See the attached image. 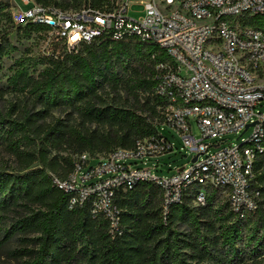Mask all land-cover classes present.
Segmentation results:
<instances>
[{"label": "trees", "instance_id": "trees-1", "mask_svg": "<svg viewBox=\"0 0 264 264\" xmlns=\"http://www.w3.org/2000/svg\"><path fill=\"white\" fill-rule=\"evenodd\" d=\"M34 1L63 10L108 9L115 2L103 6L108 0ZM70 4L74 7L68 8ZM7 7L0 1V15L11 18ZM233 19L264 30V14L245 13ZM17 26L26 33L48 31L35 23ZM7 42L6 33H0V56ZM59 42L43 56L45 66L37 76L19 60L8 78L9 85L26 96V104L0 112V149L17 162L13 168L0 167V251L21 264H239L264 256V153L255 162L252 180V187L261 191L258 207L243 216L215 187L208 188L198 214L191 207L196 184L165 215L163 190L149 181L116 191L121 235L110 234L107 219L93 215L90 202L69 207L70 193L53 185L51 173L67 177L81 153L96 158L118 147L132 148L137 139L160 132L162 110L169 100L156 92V62L168 56L135 36L115 40L104 35L70 51ZM59 108L71 109L67 118L47 121ZM87 123L110 127L91 129ZM154 212L157 218L152 217ZM206 213L212 214L210 221L203 220ZM182 224L198 236L191 231L190 240L182 239L177 228ZM200 225L208 234L200 235ZM188 248L196 251L187 253Z\"/></svg>", "mask_w": 264, "mask_h": 264}, {"label": "built area", "instance_id": "built-area-1", "mask_svg": "<svg viewBox=\"0 0 264 264\" xmlns=\"http://www.w3.org/2000/svg\"><path fill=\"white\" fill-rule=\"evenodd\" d=\"M24 1L32 5L17 6L15 23L46 26L69 51L104 35L115 40L135 36L168 56L156 62V92L169 100L160 132L137 139L132 148L118 147L96 158L81 153L67 177L51 173L53 185L70 193V208L90 202L91 213L107 219L112 236L123 231L116 191L141 181L163 190L165 215L171 205L184 201L194 184L197 205H205L208 188L215 187L227 194L239 215L257 209L261 191L252 187V180L255 162L264 153V30L242 26L233 18L264 14V0H116L108 9L69 10ZM134 4L143 6L142 15H130ZM194 122L199 137L193 133ZM249 123L254 124L248 127V138L223 145L226 134L245 133ZM163 126L179 134L192 155L189 165L165 175L157 173L158 164L147 163L175 151Z\"/></svg>", "mask_w": 264, "mask_h": 264}, {"label": "rangeland", "instance_id": "rangeland-1", "mask_svg": "<svg viewBox=\"0 0 264 264\" xmlns=\"http://www.w3.org/2000/svg\"><path fill=\"white\" fill-rule=\"evenodd\" d=\"M3 3L7 4V9L11 15L9 18L7 15H0V33H6L8 42L6 43V47L3 50V53L0 56V112L8 111L14 104L24 105L26 104V96L13 89L9 83L8 78L12 75L16 68V63L19 60H24L31 66V70L35 76L38 75L39 71L45 66L43 63L44 58L43 56L48 55L54 49L55 43L59 42L58 38L55 35H51L49 33H39L36 31L26 33L23 29L18 28L17 24L15 23L13 16L17 10V6L23 9L29 8L32 4L25 3L24 0H0ZM113 1L116 0H108L103 6H112ZM72 4L68 5V8H73ZM143 6L141 4H134L130 15L138 17L142 15ZM60 43V42H59ZM61 46V44H59ZM78 50V49H76ZM111 95H113L111 93ZM120 96L122 99L126 97L124 91L120 92ZM134 100L130 99V103H133ZM160 109V108H159ZM71 112V109H64L59 108L55 109L51 112V116L47 118V121H55L57 119L63 120L67 118V114ZM160 113L155 117V121L159 118ZM74 118V122L78 123L79 118L76 114L71 116ZM86 127L91 129L100 127V128H109V124H98V123H87ZM193 133L199 137L201 132L199 130L198 124L194 122L192 125ZM161 130L164 134L169 136L175 143V151L166 153L156 158H152L149 160L148 166L154 167L155 165H159L161 170H158L157 173L159 174H170L173 170L178 167L184 166L185 164L189 165V162L192 159V155L186 150L183 140L179 134H177L174 130L167 126L161 127ZM252 129H248L245 133L240 132H231L226 134L222 141H226L223 145L229 144H239L248 138L251 135ZM219 140V139H218ZM222 145V146H223ZM217 148H213L212 151H215ZM73 156L76 153L72 154ZM16 159L15 157L8 153L7 151L0 149V167L1 168H13L16 166ZM92 163H95L93 161ZM226 194V193H225ZM224 194V195H225ZM202 206L204 205H197L193 201L191 203V207H195L197 209V213H202ZM158 213L154 212L152 214L153 218H157ZM212 214L209 213L205 214L206 221H210ZM203 226L200 225V229ZM177 228L182 233L181 238H185V236H189V233L193 231V235L198 236V233L195 229L189 228L187 224L178 225ZM208 234L206 230L201 229L200 235L204 236V234ZM213 237L214 234H211L210 237ZM205 238V237H204ZM191 237H188L190 240ZM187 253H192L196 251V249L188 248L185 250ZM196 253V252H195ZM209 261H206L208 263ZM22 261L16 259L12 256H7L3 252L0 251V264H21ZM239 264H264V256L259 257L257 260H244Z\"/></svg>", "mask_w": 264, "mask_h": 264}, {"label": "water", "instance_id": "water-1", "mask_svg": "<svg viewBox=\"0 0 264 264\" xmlns=\"http://www.w3.org/2000/svg\"><path fill=\"white\" fill-rule=\"evenodd\" d=\"M254 123H249L247 126H246V129L243 131V132H245L247 129H248V127L249 126H251V125H253Z\"/></svg>", "mask_w": 264, "mask_h": 264}]
</instances>
